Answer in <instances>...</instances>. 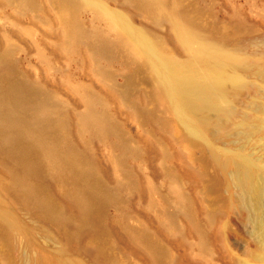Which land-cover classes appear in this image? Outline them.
Instances as JSON below:
<instances>
[{"label":"rangeland","instance_id":"rangeland-1","mask_svg":"<svg viewBox=\"0 0 264 264\" xmlns=\"http://www.w3.org/2000/svg\"><path fill=\"white\" fill-rule=\"evenodd\" d=\"M175 21L247 64L207 137L144 56ZM263 60L264 0H0V264H264Z\"/></svg>","mask_w":264,"mask_h":264},{"label":"bare ground","instance_id":"bare-ground-1","mask_svg":"<svg viewBox=\"0 0 264 264\" xmlns=\"http://www.w3.org/2000/svg\"><path fill=\"white\" fill-rule=\"evenodd\" d=\"M174 28L176 37L188 55L186 63L165 54L147 40L141 42L144 56L156 71L163 91L178 117L192 132L207 137L216 127L225 126L222 118L216 117L221 121L215 120L209 114L215 116L212 112L219 113L225 123L234 116V112L229 110V103L244 91L243 77L247 64H244L242 54L217 42L205 40L181 21H175ZM255 65L261 66L264 72V60L257 61ZM227 104L228 109L223 108ZM222 162L234 168V180L241 193L238 199L258 206L259 189L262 188L254 186L250 169L232 155ZM252 254L259 255L260 260L264 261V250H249L248 255Z\"/></svg>","mask_w":264,"mask_h":264}]
</instances>
